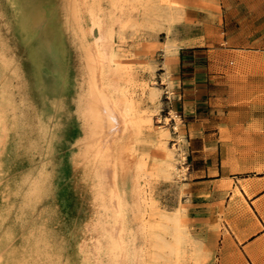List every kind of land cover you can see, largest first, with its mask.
Masks as SVG:
<instances>
[{
  "label": "rangeland",
  "instance_id": "obj_1",
  "mask_svg": "<svg viewBox=\"0 0 264 264\" xmlns=\"http://www.w3.org/2000/svg\"><path fill=\"white\" fill-rule=\"evenodd\" d=\"M225 31L255 47L264 0H0V264H217L201 244L250 211L236 190L214 207L185 196L178 79L163 73L178 48L203 46L204 97L225 124L211 131L264 140L263 54L215 63ZM246 140L227 149L242 162L264 152Z\"/></svg>",
  "mask_w": 264,
  "mask_h": 264
},
{
  "label": "crops",
  "instance_id": "obj_2",
  "mask_svg": "<svg viewBox=\"0 0 264 264\" xmlns=\"http://www.w3.org/2000/svg\"><path fill=\"white\" fill-rule=\"evenodd\" d=\"M221 34H225V40L217 41L215 50L220 54L213 58L215 63H223L227 58L231 65L237 61L239 52H247L250 47L257 49L264 58V36L253 47L244 41L230 40L228 31ZM201 47L195 44L178 48L173 59L168 61V71L163 73L173 80L178 79V90L170 92V108L180 121L179 130L174 128L181 141V173L190 182L185 196L195 206L214 207L219 200L228 204L236 190L240 198L235 200L241 204L243 201L250 213L229 217L218 235L211 236L203 245L209 253H217V264H264V152L250 153L242 162L227 151L230 143L264 140L260 136L234 134L232 140L222 141L218 131L212 132L225 124L215 121V109L210 99L204 97L207 90L201 81L208 69L203 68L204 60L198 55L210 51H202ZM221 181L225 186L218 188ZM243 181L244 184H239Z\"/></svg>",
  "mask_w": 264,
  "mask_h": 264
},
{
  "label": "bare ground",
  "instance_id": "obj_3",
  "mask_svg": "<svg viewBox=\"0 0 264 264\" xmlns=\"http://www.w3.org/2000/svg\"><path fill=\"white\" fill-rule=\"evenodd\" d=\"M103 39V38H102ZM101 40V39H100ZM97 41V40H96ZM95 41V42H96ZM99 42H97V44H98ZM96 44V45H97ZM98 46V45H97ZM103 53H105V51L103 52ZM97 55H98V60H97V62L99 61V62H102L103 60V57L102 56H100V53H97ZM108 62L110 63V64H112V65H117V59L115 58V55H112V54H110L109 56H108ZM106 60V59H105ZM102 63H104V62H102ZM107 63V62H106ZM98 64H101V63H98ZM109 66V65H108ZM97 67V66H96ZM113 104H114V102H113ZM117 104V103H116ZM113 107H114V105H112ZM118 106V105H117ZM126 106V105H125ZM110 108H111V106H109ZM110 108H109V110H110ZM115 108H116V106H115ZM126 108V107H125ZM124 108V111H120L119 112V116L118 117H120V119H121V121L119 122V123H121V125H122V127L126 124V123H129L128 121L129 120H132V119H128V117H129V113H128V109L126 108L125 109ZM120 110V109H119ZM121 110H123V109H121ZM93 111V110H92ZM111 112H112V110H110ZM109 111V112H110ZM118 112V111H117ZM93 113V112H92ZM113 114V113H112ZM114 115V114H113ZM118 115V113L116 114V116ZM91 116V115H90ZM95 117V116H94ZM114 118V117H113ZM117 119V118H116ZM119 119V118H118ZM119 119V120H120ZM114 120H115V118H114ZM94 124V123H93ZM102 124V123H101ZM115 124V123H114ZM126 126H127V124H126ZM121 128V127H120ZM122 129V128H121ZM91 131V130H90ZM101 131V130H100ZM101 133V132H100ZM99 133V134H100ZM89 136V135H88ZM90 138V137H89ZM95 141V140H94ZM93 143V142H92ZM93 145H96V144H93ZM97 146V145H96ZM91 147H93V146H91ZM98 147H100V146H98ZM88 148V147H87ZM97 148L95 147V150H96ZM102 149V148H101ZM103 150V149H102ZM105 150H106V147H105ZM99 151V150H98ZM98 151H96V152H98ZM98 153H101V152H98ZM96 156V155H95ZM103 156V155H102ZM107 157H108V155H106ZM98 158V157H97ZM105 158V157H104ZM115 161V160H114ZM100 162V161H99ZM109 162V161H108ZM104 163V162H103ZM105 163H107V162H105ZM99 164V163H98ZM102 164V163H101ZM108 164L109 163H107V166H108ZM170 164V163H169ZM103 165V164H102ZM110 165V164H109ZM107 166H105L106 168H107ZM111 166V165H110ZM167 166H168V164H167ZM170 166V165H169ZM111 167H113V166H111ZM115 167H116V165H115ZM114 167V168H115ZM102 168H104V166L102 167ZM110 168V167H109ZM113 168V169H114ZM111 170V171H114V170ZM99 170V169H98ZM100 172H102V171H100ZM103 173V172H102ZM114 173V172H113ZM104 174H105V176H106V173H105V170H104ZM103 174V175H104ZM97 175H98V173H97ZM97 175L95 174V176L97 177ZM102 175V174H101ZM101 175H99V176H101ZM111 175H112V173H111ZM105 176H103V178L105 177ZM95 177V178H96ZM100 178V177H99ZM106 178V177H105ZM112 179V181L114 180L113 179V177H111ZM98 179V178H97ZM107 180V179H106ZM105 180V181H106ZM99 181V180H98ZM101 181V180H100ZM97 182V181H96ZM107 182V181H106ZM108 182H110V181H108ZM107 182V183H108ZM115 182V181H114ZM98 183V182H97ZM105 183V182H104ZM106 183V184H107ZM100 184H102L101 182H100ZM113 184V182L111 183V185ZM99 185V184H98ZM97 185V186H98ZM103 185V184H102ZM101 185V186H102ZM115 185V184H114ZM114 185H112V187L114 186ZM104 186V185H103ZM102 186V187H103ZM100 187V186H99ZM99 187H97V188H99ZM102 187H100L101 189H102ZM105 187H107V186H105ZM99 188V189H100ZM104 188V187H103ZM108 188V187H107ZM114 188H116V187H114ZM109 189V188H108ZM111 189V188H110ZM109 189V190H110ZM107 190V189H106ZM117 190V189H116ZM110 191H112V190H110ZM104 192V191H103ZM100 193V192H99ZM104 193H108V192H104ZM110 193V192H109ZM115 193H116V191H115ZM101 194V193H100ZM106 194H104V195H106ZM114 194V193H113ZM98 195V194H97ZM110 195H112L111 193H110ZM119 195V194H118ZM115 196L116 195H114V197H111V198H113V200H114V198H115ZM101 197H103V196H101ZM117 197V196H116ZM117 199V198H116ZM117 200H119V199H117ZM116 201H114V203H115ZM117 204H119V203H117ZM117 204H115V205H117ZM118 207V206H117ZM119 208V207H118ZM170 229H171V232H170V234H171V236H172V238H173V241H174V244L176 245V244H179L180 242H182V240H183V237L185 236V234H184V232H183V230H182V228H181V226H180V223L179 222H177V220L173 223V225L170 227ZM118 237V236H117ZM119 238V237H118ZM119 239H121V237L119 238ZM119 239H117V240H119ZM122 240V239H121ZM119 242V241H118ZM111 243H112V241H111ZM122 243V242H121ZM114 244V243H113ZM118 245H120V244H118ZM113 246H115V245H113ZM119 247V246H118ZM117 248V247H116ZM113 250H115V248L113 247ZM200 253H201V255H203V256H207L208 254H209V252H208V250H207V248H206V246L205 245H203V244H201V246H200ZM198 254V253H197Z\"/></svg>",
  "mask_w": 264,
  "mask_h": 264
}]
</instances>
